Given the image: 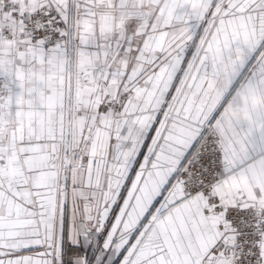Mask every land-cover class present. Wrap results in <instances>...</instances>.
I'll return each mask as SVG.
<instances>
[{"label": "snow or ice", "instance_id": "snow-or-ice-1", "mask_svg": "<svg viewBox=\"0 0 264 264\" xmlns=\"http://www.w3.org/2000/svg\"><path fill=\"white\" fill-rule=\"evenodd\" d=\"M0 264H264V0H0Z\"/></svg>", "mask_w": 264, "mask_h": 264}]
</instances>
